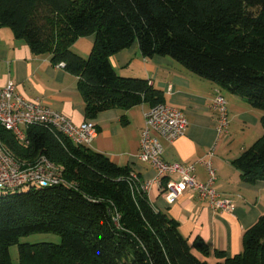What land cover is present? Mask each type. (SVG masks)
Returning a JSON list of instances; mask_svg holds the SVG:
<instances>
[{
  "label": "trees",
  "instance_id": "obj_1",
  "mask_svg": "<svg viewBox=\"0 0 264 264\" xmlns=\"http://www.w3.org/2000/svg\"><path fill=\"white\" fill-rule=\"evenodd\" d=\"M8 27L34 54L77 77L86 118L142 102L164 103L148 80L119 75L110 57L136 43L144 57H168L262 112V135L233 160L248 181L264 179V0H0ZM93 36L88 56L72 49ZM20 141L0 123V146L18 163L46 158L61 182L0 189V264H264V213L246 229L239 253L216 250L153 208L131 168L76 145L43 125ZM54 233L60 242H20Z\"/></svg>",
  "mask_w": 264,
  "mask_h": 264
},
{
  "label": "crops",
  "instance_id": "obj_2",
  "mask_svg": "<svg viewBox=\"0 0 264 264\" xmlns=\"http://www.w3.org/2000/svg\"><path fill=\"white\" fill-rule=\"evenodd\" d=\"M92 43V35L80 37L72 49L87 56ZM110 61L119 75L148 80L162 92L165 104L183 112L188 122L186 132L172 142L161 141L162 159L194 164L193 174L200 182L206 181L207 172L199 160L209 159L216 175L214 188L231 200L233 211L214 212L191 188L172 200L160 191L154 180L156 169L136 157L145 123L144 112L150 108L148 102L126 109L104 110L94 118H86L77 77L60 63H52L47 54L32 53L24 40L14 37L10 28L0 27V87L11 80L24 98L40 100L69 117L73 124L93 122L97 135L88 147L104 153L117 165L130 167L142 186L148 182L145 191L153 208L176 220L189 243L196 237L201 238L209 247L211 254L204 256L209 262L217 260L212 254L216 250L227 256L239 253L244 231L264 213V179H244L233 160L262 135V112L250 107L242 97L199 78L168 57L142 56L136 43L112 55ZM217 90L227 101L228 125L224 133L217 132L212 109Z\"/></svg>",
  "mask_w": 264,
  "mask_h": 264
},
{
  "label": "built area",
  "instance_id": "obj_3",
  "mask_svg": "<svg viewBox=\"0 0 264 264\" xmlns=\"http://www.w3.org/2000/svg\"><path fill=\"white\" fill-rule=\"evenodd\" d=\"M62 65V63H60ZM212 109L216 117L218 133L227 131V101L220 91H216L212 99ZM144 126L140 131V147L137 159L149 162L157 171L155 181L161 192L169 199L179 196L186 188L193 189L199 197L205 199L214 212H231L234 205L230 199L221 196L214 188L215 170L209 159H200L207 172L204 182L194 177V164L183 165L166 162L162 159L161 141L172 142L182 137L187 129V119L182 111L165 103H159L144 112ZM0 123L10 130L20 141H25V128L31 125L49 127L70 139L76 145L89 146L97 135L96 126L89 120L79 125L70 118L43 104L40 100H28L17 90L13 81L9 80L0 87ZM215 144L209 151V157ZM175 175V178L171 176ZM132 177L137 181L135 175ZM167 177V178H166ZM61 170L46 158H40L33 165L16 162L3 147L0 146V189H13L26 183L39 185L61 182ZM149 183L142 187L145 190Z\"/></svg>",
  "mask_w": 264,
  "mask_h": 264
},
{
  "label": "rangeland",
  "instance_id": "obj_4",
  "mask_svg": "<svg viewBox=\"0 0 264 264\" xmlns=\"http://www.w3.org/2000/svg\"><path fill=\"white\" fill-rule=\"evenodd\" d=\"M41 241L58 243L60 242V237L54 233H33V234L23 236L20 238V242L35 243V242H41ZM9 251H10L13 264H18L17 245H12L9 248ZM199 258L206 259V257H204L203 255H199Z\"/></svg>",
  "mask_w": 264,
  "mask_h": 264
}]
</instances>
